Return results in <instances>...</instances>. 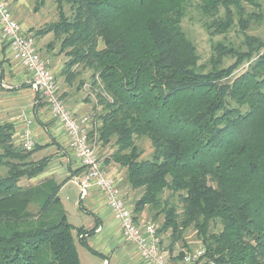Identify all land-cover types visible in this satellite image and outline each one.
Listing matches in <instances>:
<instances>
[{"label":"trees","instance_id":"16d2710c","mask_svg":"<svg viewBox=\"0 0 264 264\" xmlns=\"http://www.w3.org/2000/svg\"><path fill=\"white\" fill-rule=\"evenodd\" d=\"M189 2L57 0L59 21L36 34L62 40L68 85L80 66L101 84V123L92 122L90 139L111 146L105 164L125 168L128 186L140 192L135 219L147 209L155 219L164 215L158 234L170 233L171 256L193 227L205 249L202 264H264V43L247 35V53L218 43L205 72L182 29ZM243 3L260 6L257 0H199L198 7L207 28L223 35L235 24L233 8L244 17ZM253 17L264 20L260 13ZM240 23L242 30L250 26L247 19ZM227 55L237 61L222 68ZM246 60L249 68L236 73ZM14 133L0 119V264H81L73 231L88 248L86 236L96 229L69 223L59 197L68 181L20 184L42 175L50 158L34 161L40 147L17 146ZM138 138L150 142L151 158H142ZM217 223L221 229L211 231ZM186 254L175 264H184Z\"/></svg>","mask_w":264,"mask_h":264},{"label":"rangeland","instance_id":"374dc122","mask_svg":"<svg viewBox=\"0 0 264 264\" xmlns=\"http://www.w3.org/2000/svg\"><path fill=\"white\" fill-rule=\"evenodd\" d=\"M6 4L8 5L9 9L15 16V20L21 25L22 29L26 30L28 33H31L35 36L36 41L38 43L39 53L41 54V59L44 60L46 66L49 68L50 66H60L61 69L58 72H54L57 82L59 84L60 93L62 95L63 100L65 101V96L63 91L66 88L73 87V91H75L76 96L73 98L77 101H85L87 103H90V106H87V108L90 111V115L93 116V123L95 124V127L99 126L101 121L98 119L97 114L100 112L103 107L100 105L99 101V95L101 89V84H98L99 82H95V78L93 76V71L91 69H86L81 67H75L73 70L75 73H78V75L75 77L73 81L70 82L68 85V82H66V77L61 75V71L64 69L66 62L69 58L66 56V52L61 53V42L62 40L58 37H55L54 34H48L47 36H39L37 35V31H40L43 29L46 25L53 24L59 21V10H58V4L57 0H5ZM259 3L258 11L256 8H253L251 6H248L247 4L243 3V14L244 17L238 12V9L233 8L234 11V26L223 35L214 33V30H209L207 28V24L210 23V21L202 15V12L200 11L198 5L199 0H190L186 16L182 22V29L187 35L188 39L193 42L196 48V53L198 56V65L202 66L205 72L210 71L212 69L213 63L211 62L212 57H216L217 52L215 51V47L218 43L224 44L226 47L234 48L237 51H240L241 53H247L248 47L246 45V36H253L257 37L259 41L264 43V20L262 22H255V13H260L261 15H264V0H257ZM64 13L66 16H68L71 19L72 16V10L70 8V5L64 4L63 6ZM261 10V11H260ZM220 17H225V9H221L220 11ZM240 19H247L249 20V28L246 30H242ZM252 21V22H251ZM25 25V26H24ZM29 27V28H27ZM24 30V31H25ZM247 34H245V33ZM51 45V48H48V45ZM102 47V46H101ZM262 53L263 51L260 50ZM255 55V54H254ZM256 56V55H255ZM221 67L222 68H228L230 65H233L236 63L237 59L235 56L227 55L222 58ZM251 62L244 61V63L237 69L238 71L236 73L240 74L244 71H246L249 68V64ZM51 71H54L51 69ZM79 73H81L79 75ZM0 75H2L0 73ZM2 77L0 76V92L3 89H11L14 86L9 84H2ZM96 84V85H95ZM5 86V87H2ZM7 87V88H6ZM15 88V87H14ZM104 95V94H103ZM66 102V101H65ZM82 115V114H81ZM80 115V117H81ZM83 116V115H82ZM94 127V128H95ZM137 145L143 152V159L151 158L152 156V147L150 145V142L147 139H137ZM99 147V144L97 145V149ZM111 146H106L104 150L100 147L98 149V156L101 160H106L110 157V155L113 153V150L110 154ZM107 155V156H106ZM109 165L107 164V167ZM106 168V166H105ZM118 168H122L118 166ZM107 169V168H106ZM122 170H125V168H122ZM124 180H123V188L125 189V182H126V172L124 173ZM40 182H30L26 179H23L21 181V185L24 187L27 186H34L39 184ZM122 185V181L120 182ZM127 187V186H126ZM132 191V190H131ZM79 191H77V188L73 183H70L67 185L62 191H60L59 196L60 200L63 204L62 207H64L67 218L69 223L73 224L76 228L79 227V224L86 223L90 221V214L82 210L81 206L78 205L79 200ZM140 195V192H137L134 197H137ZM133 204H135V199L131 200ZM172 203H175L179 206L178 198H174L172 200ZM146 212V222L154 224L158 230L161 228L164 222V215L158 216L157 219L154 218L155 212L150 211L149 209L145 210ZM220 223H217L216 225H211V231H219L221 229ZM73 235L75 238L76 247L78 249V254L80 256L87 255L88 252H90L88 249L85 250V247L80 244L79 238L77 236V232L73 231ZM170 234V233H169ZM169 234H160L161 237V244L163 247V250L167 253L170 261L172 264L175 263V259H177L176 256L179 255L180 252L184 253H193L196 249L203 246L201 239L198 238L197 231L190 227L188 228L184 234L183 239L179 240L175 243L173 252V256H171L170 243H171V237ZM185 240L186 242H184ZM184 243H183V242ZM186 245V246H185ZM170 252V253H169ZM171 256V257H170ZM174 262V263H173Z\"/></svg>","mask_w":264,"mask_h":264},{"label":"crops","instance_id":"0c3cea01","mask_svg":"<svg viewBox=\"0 0 264 264\" xmlns=\"http://www.w3.org/2000/svg\"><path fill=\"white\" fill-rule=\"evenodd\" d=\"M3 1L5 2V0ZM26 30L25 32H27ZM49 69L59 73L61 67L50 66ZM0 73L2 74L0 75L2 84H9L15 87L9 90L3 89L0 92L1 121L14 125V142L17 146H23L22 137L24 133L27 131L31 132L35 141L34 149L40 147L33 155L34 161L46 157L50 158V163L45 172L30 182H41L48 178H53L57 182L68 181L60 191L70 183H73L77 191H79L78 205L81 206L82 210L90 214L91 220L86 223L82 222L78 227L84 228L87 232L88 230L96 229L92 235L86 236L89 247H85V250L88 249L90 252L84 256L79 254L81 264H147L140 257L137 248L124 241L122 232H120V224L113 217L101 193L96 188H91L87 196L83 199L81 198L79 182L82 181L85 170L73 149L70 148L69 139L63 128L51 117L46 105L42 103L36 104L35 95L29 84L30 74L27 73L20 63L12 59L10 51L3 40L1 26ZM59 88L61 87L59 86ZM71 89L74 90L73 87H69L62 93L65 96V103L69 110L71 109L78 116L81 114L83 116L90 115L87 106L91 104L74 100L76 93ZM100 147L99 145L98 149ZM109 150L111 154V149ZM102 161L107 168L106 170L117 178L126 203L133 207L131 200H136L138 196L134 197L137 192L131 191L132 189L127 182H125V189L122 187L126 171L118 168L113 163L108 164L109 166L107 167L105 161ZM136 218L138 223L146 222V212Z\"/></svg>","mask_w":264,"mask_h":264},{"label":"built area","instance_id":"2783aa9c","mask_svg":"<svg viewBox=\"0 0 264 264\" xmlns=\"http://www.w3.org/2000/svg\"><path fill=\"white\" fill-rule=\"evenodd\" d=\"M0 26L12 59L30 74L29 84L36 104L46 105L51 117L63 128L70 148L85 170L84 177L79 182L81 198H85L91 188H96L115 220L119 222L124 241L136 247L140 257L147 264H172L160 244L158 228L152 223L137 222L133 207L126 203L117 178L106 170L98 156L97 144L90 139L93 116L80 117L69 110L61 96L55 73L41 59L35 36L22 29L3 0H0ZM22 143L27 151L34 150L35 141L30 131L24 133ZM204 254L205 249L200 247L193 253H187L183 263L202 264Z\"/></svg>","mask_w":264,"mask_h":264}]
</instances>
